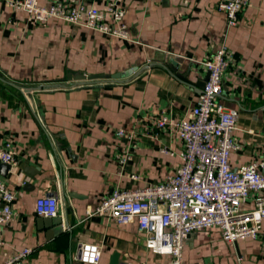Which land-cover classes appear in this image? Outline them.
Instances as JSON below:
<instances>
[{"label": "crops", "instance_id": "0c3cea01", "mask_svg": "<svg viewBox=\"0 0 264 264\" xmlns=\"http://www.w3.org/2000/svg\"><path fill=\"white\" fill-rule=\"evenodd\" d=\"M7 1L0 0V151L11 140L18 164L6 177L0 170L17 195L0 264L26 247L35 252L23 264H84L77 257L87 242L101 246L99 264H111L114 253L119 264H171L170 255L147 249L135 222L119 225L89 212L117 185L160 184L176 173L183 143L174 128L159 131L152 119L191 117L197 81L206 75L202 61L223 41L235 61L220 100L239 110L235 135L242 145L231 164L264 159V0H250L233 28L218 9L223 0H123L131 40L61 19L31 23ZM85 1L104 8L112 0ZM165 55L175 58L176 70ZM68 74L122 76L62 84ZM119 129L137 136L124 168L117 156L129 142L117 137ZM45 195L57 198L55 218L68 226L53 227L37 214ZM254 207L250 198L242 211ZM184 264H264V223L258 239L235 245L218 227L192 233Z\"/></svg>", "mask_w": 264, "mask_h": 264}, {"label": "built area", "instance_id": "2783aa9c", "mask_svg": "<svg viewBox=\"0 0 264 264\" xmlns=\"http://www.w3.org/2000/svg\"><path fill=\"white\" fill-rule=\"evenodd\" d=\"M15 11H23L31 23H46L61 19L88 30L131 40L125 22L123 0H112L100 8L85 0H8ZM250 0H223L219 11L226 15L227 27L239 25L240 15ZM235 58L234 52L223 41L202 61L209 78L197 102L191 108V117L172 122L168 115L154 116L155 129L174 128L183 143L182 160L176 173L164 183H148L138 188L116 186L107 194L92 215H104L119 225L135 222L152 253L170 255L171 264H184V246L188 237L201 229L218 227L224 241L235 245L238 241L258 239L264 223V159H255L233 168L230 157L242 145L235 131L238 128L239 110L225 106L220 97L224 80ZM117 137L127 138L125 153L117 156L121 167L131 160L136 147L134 129H119ZM14 146L8 140L0 151V161L16 166ZM10 168V169H11ZM132 179H139L132 175ZM17 195L3 178H0V245L4 229L15 217ZM253 198L255 207L242 211V204ZM36 211L40 216L59 215L56 197H39ZM35 249L26 247L3 264H23ZM102 249L99 244L87 242L81 247L77 259L84 264H99ZM240 260V258H239Z\"/></svg>", "mask_w": 264, "mask_h": 264}, {"label": "water", "instance_id": "95a60500", "mask_svg": "<svg viewBox=\"0 0 264 264\" xmlns=\"http://www.w3.org/2000/svg\"><path fill=\"white\" fill-rule=\"evenodd\" d=\"M166 57H163V59H166ZM167 58L169 59L168 65L170 66V68L172 70H176L178 63L175 60V58L171 55H169ZM134 70L135 69H130L128 72L125 73V75L127 76V75L132 74ZM121 76L122 75L116 76V75H108V74H78V75L68 74L66 82L62 83V84H67V83L69 84V82H71V81H98V80H104V79L112 80V79H118ZM208 78H209V72H207V74L205 75L204 78L197 81V88H198L197 90L199 93L202 92V89L204 88ZM23 90L28 96H30L31 90L29 88L26 87ZM10 168H11V166L9 164L1 163V165H0L1 174L6 177L8 175ZM45 221H47V223H49L53 227H55L56 225L61 226V228H63L64 226H68V223H67V225L66 224L63 225V221H61V220L57 221L56 218H53V217H47V219H45ZM111 264H119L118 253H114V255L112 256Z\"/></svg>", "mask_w": 264, "mask_h": 264}, {"label": "trees", "instance_id": "16d2710c", "mask_svg": "<svg viewBox=\"0 0 264 264\" xmlns=\"http://www.w3.org/2000/svg\"><path fill=\"white\" fill-rule=\"evenodd\" d=\"M65 88H67V87H65Z\"/></svg>", "mask_w": 264, "mask_h": 264}]
</instances>
